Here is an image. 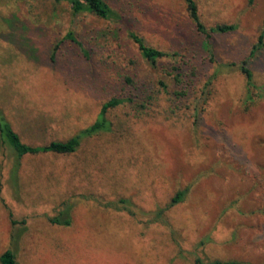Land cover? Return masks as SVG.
Returning a JSON list of instances; mask_svg holds the SVG:
<instances>
[{"label": "rangeland", "instance_id": "obj_1", "mask_svg": "<svg viewBox=\"0 0 264 264\" xmlns=\"http://www.w3.org/2000/svg\"><path fill=\"white\" fill-rule=\"evenodd\" d=\"M108 1L119 19L73 17L66 2L0 0V110L24 142L66 140L104 102L132 98L109 110L112 130L72 154L18 158L0 137V255L11 248L21 264H196L197 256L264 264V48L251 62L252 100L240 69L264 33V0H198L207 25L238 26L212 38L184 0ZM130 31L180 54L186 95L174 94L182 89L166 71L174 64L150 66ZM220 64L212 95L197 103ZM121 198L135 210L118 207ZM67 211L70 225L51 221Z\"/></svg>", "mask_w": 264, "mask_h": 264}, {"label": "trees", "instance_id": "obj_2", "mask_svg": "<svg viewBox=\"0 0 264 264\" xmlns=\"http://www.w3.org/2000/svg\"><path fill=\"white\" fill-rule=\"evenodd\" d=\"M56 4L61 3H68L72 12L73 17H77L81 14L91 13L96 17L105 20V21H113L119 19L120 15L118 11L112 6V4L108 0H53ZM186 11L190 20L195 25L198 32L206 35L208 38H212L213 34H222V33H229L238 28L237 24L228 23V22H217L214 25H207L203 19L201 14V9L198 0H184ZM9 24H12L9 21ZM13 34V33H12ZM14 33L13 35H15ZM66 39H69L76 43L82 53L88 57L89 52L76 35L69 31L66 36ZM129 38L131 41L136 44L140 56L153 68H159L160 64H163V60L171 61L173 63V73L169 72L167 69V73L172 76L174 81H176L177 85L180 86L181 90H175L174 94L176 98H179L182 95L187 94V88L191 86V83L188 82L183 74V71L180 67L179 60L180 54L176 51H166L160 49L158 47L152 46L148 44L146 38L142 36L140 33L136 31L129 32ZM9 41L12 43H16V45L22 48L23 43L15 41L14 39L9 38ZM208 44V43H207ZM264 48V33H262L258 41L253 44L251 49L250 55L247 59H245L240 64L241 71L246 76L247 81V90H248V98L250 100L253 99L254 90L258 89L259 87L254 81L253 71L251 69V62L252 58L260 52L261 49ZM211 53H213L212 49H209ZM164 61V62H165ZM223 65H218L209 79L205 82V85L202 88L201 95L197 98V103H203L208 100V98L213 93V81L217 75L222 72ZM126 84L130 85L134 90H139L137 87L136 82L133 77L126 75L125 76ZM159 84H161L164 88H168L167 83L164 79H159ZM132 100V98H120V97H113L108 101L104 102L101 108V112H99L96 120L90 124L89 126L81 129L71 137L67 138L66 140H52L46 144L40 145H32L24 142L20 136V134L13 128L10 121L6 118L4 113L0 110V137L4 143H6L11 149L16 153L18 158L23 157L26 154H39L44 152H52L55 154H72L75 153L82 145L84 139L97 135L101 132H106L112 130V122L111 119L108 117L109 110L119 106L120 104ZM249 101V100H248ZM200 106L195 107V118L196 124H199L200 115H201ZM189 188H185L176 192V194L172 197L168 206L163 207L155 212V215L158 219H162L163 222L166 221L165 212L168 208L174 206L175 204L182 202L185 200L186 195L188 194ZM130 204L132 209L135 210V204L127 198H121L116 202L118 207H122L124 205ZM134 210H130L131 212ZM135 214V211L133 212ZM51 221L57 224L63 225H70L72 223V216L69 211L65 212L61 216L51 218ZM204 242L201 241L200 245ZM0 263L1 264H21L16 257V253L13 249L8 248L0 255ZM196 264H239L240 262L236 260H221V259H214V260H205L200 256L195 258Z\"/></svg>", "mask_w": 264, "mask_h": 264}]
</instances>
